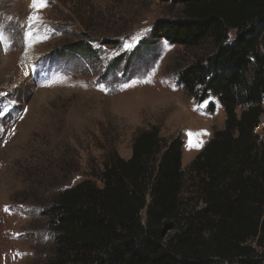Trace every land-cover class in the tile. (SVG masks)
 I'll return each instance as SVG.
<instances>
[{
	"label": "rangeland",
	"instance_id": "374dc122",
	"mask_svg": "<svg viewBox=\"0 0 264 264\" xmlns=\"http://www.w3.org/2000/svg\"><path fill=\"white\" fill-rule=\"evenodd\" d=\"M31 3L0 0V264H48L44 208L82 181L101 187L104 163L111 154L127 160L139 133L156 127L166 143L180 139L187 171L225 122L216 96L196 98L178 84L209 45L165 47L154 35L182 19L178 4L47 0L37 12ZM32 15L41 19L31 24ZM183 204L202 207L190 194ZM173 233L164 228L163 239Z\"/></svg>",
	"mask_w": 264,
	"mask_h": 264
},
{
	"label": "trees",
	"instance_id": "16d2710c",
	"mask_svg": "<svg viewBox=\"0 0 264 264\" xmlns=\"http://www.w3.org/2000/svg\"><path fill=\"white\" fill-rule=\"evenodd\" d=\"M171 1L182 19L154 35L209 45L178 84L196 98L216 96L224 128L187 171L180 139L145 130L127 160L111 154L104 163L101 187L85 180L58 193L42 213L53 234L48 264H264V144L253 134L264 118V0ZM186 194L202 207L183 209ZM164 228L174 231L167 239Z\"/></svg>",
	"mask_w": 264,
	"mask_h": 264
},
{
	"label": "snow or ice",
	"instance_id": "6c2138e0",
	"mask_svg": "<svg viewBox=\"0 0 264 264\" xmlns=\"http://www.w3.org/2000/svg\"><path fill=\"white\" fill-rule=\"evenodd\" d=\"M47 7V0H32V3H31V8L35 11H40L42 10L43 8ZM41 19V17H39L38 15H32V16H29V21L31 22V24H35L36 22H38L39 20ZM29 37H31L32 33L29 32L27 34ZM5 40V37L3 35L2 32H0V43H3ZM167 42H165V47H167ZM146 83H150L151 81L150 80H147L145 81ZM128 85H126L127 87ZM103 90V88L101 89ZM207 134V133H205ZM6 211H8L6 209Z\"/></svg>",
	"mask_w": 264,
	"mask_h": 264
},
{
	"label": "built area",
	"instance_id": "2783aa9c",
	"mask_svg": "<svg viewBox=\"0 0 264 264\" xmlns=\"http://www.w3.org/2000/svg\"><path fill=\"white\" fill-rule=\"evenodd\" d=\"M253 134L257 137L259 142L264 144V119L263 118L253 128Z\"/></svg>",
	"mask_w": 264,
	"mask_h": 264
}]
</instances>
